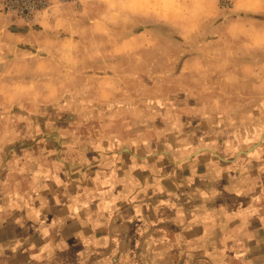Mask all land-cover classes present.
I'll list each match as a JSON object with an SVG mask.
<instances>
[{"label":"rangeland","instance_id":"rangeland-1","mask_svg":"<svg viewBox=\"0 0 264 264\" xmlns=\"http://www.w3.org/2000/svg\"><path fill=\"white\" fill-rule=\"evenodd\" d=\"M134 1L133 69L0 70V264H264V13Z\"/></svg>","mask_w":264,"mask_h":264},{"label":"crops","instance_id":"crops-1","mask_svg":"<svg viewBox=\"0 0 264 264\" xmlns=\"http://www.w3.org/2000/svg\"><path fill=\"white\" fill-rule=\"evenodd\" d=\"M79 1L53 6L29 27L19 22L18 26L9 28V20L0 16V70L24 73L21 74L24 79L14 78L19 80L14 82L18 84L24 81L30 89L37 87L39 80L48 75L47 81L50 80L51 86L58 88L60 83L57 73L62 70L111 69L118 72L122 65L127 70L133 69L134 64L131 63L134 57L147 53V49L137 46V41L148 34V29L137 30L138 10L135 1ZM236 2L247 11L260 8L261 11L256 12L264 13V0ZM140 15L144 20L149 17L146 12ZM21 101L25 102L22 98ZM26 101L30 102L29 99Z\"/></svg>","mask_w":264,"mask_h":264},{"label":"built area","instance_id":"built-area-1","mask_svg":"<svg viewBox=\"0 0 264 264\" xmlns=\"http://www.w3.org/2000/svg\"><path fill=\"white\" fill-rule=\"evenodd\" d=\"M18 4V14L25 20H30L33 15V10L46 9L49 7V0H13Z\"/></svg>","mask_w":264,"mask_h":264}]
</instances>
